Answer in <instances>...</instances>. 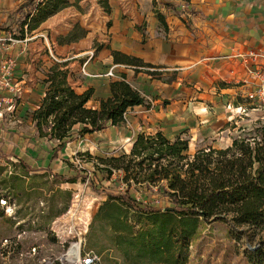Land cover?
Returning a JSON list of instances; mask_svg holds the SVG:
<instances>
[{
	"label": "trees",
	"instance_id": "obj_1",
	"mask_svg": "<svg viewBox=\"0 0 264 264\" xmlns=\"http://www.w3.org/2000/svg\"><path fill=\"white\" fill-rule=\"evenodd\" d=\"M68 3L69 0L23 1L9 16L20 19L11 36L25 39ZM160 3L165 8H181L182 13H196L190 8L191 0H160ZM153 7L160 28L168 33L167 18L158 7V0H153ZM3 26L0 30H5ZM75 39L70 37L68 41ZM112 57L114 64L131 67L136 75L145 73L158 79L164 75L161 67L141 58L118 51H112ZM66 66L63 63L50 68L44 80L45 96L31 114L38 138L55 142L51 162L68 144L109 126H121L126 123L130 109L150 106L123 74L122 80L110 83L111 96L101 100L99 108H91L88 102L94 90L77 93L69 82ZM164 104L167 106L170 101ZM240 131L231 146L202 148L194 155L189 154V139L178 136L172 140L162 131L140 133L128 154L109 158H92L87 154V162L96 160L95 173L109 181L116 176L111 182L113 189H103L107 199L94 214L91 237L108 232L123 264H188L192 244L202 227L222 222L231 227L235 239L246 238L252 246L257 245L254 251H248L249 260L264 264V240L252 244L257 232L264 231V125ZM9 156L0 151V158L15 164ZM17 166L28 175L50 174L61 183H76L85 171L81 168L75 176L66 177L53 173L51 165L31 167L23 158L18 159ZM2 208L6 214L7 207ZM36 223L41 226L38 219ZM95 255L100 260L99 254Z\"/></svg>",
	"mask_w": 264,
	"mask_h": 264
},
{
	"label": "crops",
	"instance_id": "obj_2",
	"mask_svg": "<svg viewBox=\"0 0 264 264\" xmlns=\"http://www.w3.org/2000/svg\"><path fill=\"white\" fill-rule=\"evenodd\" d=\"M136 3L140 5L139 9L135 8ZM190 8L196 13L178 14L161 9L169 25V32L163 33L153 12V0H127L125 10L133 15L134 22L122 17L124 11L121 8H115L109 29L111 38L107 41L109 48L99 51L89 61L85 55L91 50L86 49L67 58L54 55L51 49L53 59L47 56L43 65L38 64L39 58L28 57L26 52L15 53L13 46L7 51L0 50V60L7 56L16 59V76L23 87L16 111L0 118V151L10 155L8 159L11 161L18 162L19 158H23L35 168L51 165L53 173L65 176L62 170L66 172V169L60 165L68 167V158L74 154L78 141L68 144L51 162L55 142L38 138L31 117L45 96L47 85L44 80L55 64L67 63L65 68L69 71V82L77 93L82 94L91 88L94 90L88 102L91 108H99L100 101L111 96L110 83L120 80L123 74L143 96L165 98L170 101L168 106L173 105L175 101L172 99L175 96L187 93L188 90L182 87L181 82L163 83L147 74L136 75L131 67L114 64L112 51L141 58L146 63L161 67L162 72L180 70V75L185 76L184 79L192 82L193 87L201 92L199 96L208 98L205 104L196 103L194 107L197 119L201 120L199 126H196V120L187 126L177 124L170 131L163 130L165 136L174 138L186 132L191 144L203 142L207 143V147L218 149L231 146L237 131L241 132V128L249 125H240L237 121L232 123L233 117L227 115L226 105L246 108L243 102L236 99V95L245 99L254 81L249 77L246 67L233 57L249 50L264 51V0H191ZM143 20L147 22V38L144 43L142 35L135 30V26ZM112 67H116V78L106 76ZM216 83L221 85L216 86ZM222 84L228 86L223 87ZM199 105H207L210 111ZM170 114H166L169 119ZM118 133L122 140L129 137L124 124L111 126L89 136L100 141L106 135L112 138ZM132 145L129 144L130 150ZM129 149L126 152L130 153Z\"/></svg>",
	"mask_w": 264,
	"mask_h": 264
},
{
	"label": "rangeland",
	"instance_id": "obj_3",
	"mask_svg": "<svg viewBox=\"0 0 264 264\" xmlns=\"http://www.w3.org/2000/svg\"><path fill=\"white\" fill-rule=\"evenodd\" d=\"M23 1L25 0H0V27L4 25L3 29H5L0 30V37L6 38L14 34L20 19L18 16L10 18L9 16ZM118 1L69 0L65 8L26 36L29 39L28 44L11 46H13L15 53L20 51L19 54H23L26 52L28 57L39 58L38 64L42 65L44 61H47V56L51 57V49L54 55L64 58L85 49L94 50L97 54L104 48H109L107 41L109 42L111 38L109 29L112 26L111 18L115 8H121L124 11L122 17L134 22L133 15L125 10L127 0H121L123 2L120 3ZM176 3L178 4V2ZM136 4L135 8L139 9L140 5ZM161 5L160 0H158L159 9L171 10L178 14L182 12L181 9L177 11L174 8H165ZM135 30L142 35V43H144L147 38V22L143 20L135 26ZM162 31L165 33L163 29ZM70 37L77 39L74 42H69ZM51 59L53 58L51 57ZM153 70L151 69V71ZM181 72L177 69H171L163 71L164 75L161 79L151 76V78L163 83L181 82L182 87L188 91L181 96H175L172 99L175 101L172 106H165V98L146 95L150 104L148 108L137 107L127 112L126 123L124 124L129 135L127 139L122 140L118 133L112 138L106 135L100 141L92 136L78 140L74 154L68 158L67 164L70 171L66 165H60L62 169L65 168L66 172L68 171L66 174L62 170L66 177L75 176L76 171L81 168L85 170L81 172L76 183L55 181L50 174L28 175L17 166L18 162L12 160L15 164H11L5 158H0V200L5 199L8 204L15 206L14 214L9 216L4 213L0 204V264H45L44 259L47 263L53 260L54 255L59 254L61 249L55 245L54 239L49 233V226L59 213L62 214L69 207L73 194L78 193L80 199L87 205L93 203V222L98 207L107 199L103 189H113L111 182L116 180V176H113L112 181H109L102 178L99 173H95L93 164L96 160H90L92 163L87 162L89 161L87 154L92 158H109L123 153L128 154L126 149H129V144L134 143L140 133L153 134L157 131H170L175 125L184 124L187 126L192 120H196V126H199L201 120L197 119L194 107L196 103L205 104V100L208 98L200 97L199 93L201 92L193 87L192 82L185 80V76L180 75ZM170 78L174 80L168 82L167 79ZM180 78L182 80H179ZM217 85H221V83H216ZM222 86L228 85L222 84ZM236 99L245 104L247 112L238 111L233 105H230L231 108L229 109L226 105L227 115L233 117L232 123L237 121L240 122V125H249L246 129L250 131L254 129L256 124L264 125V104L254 103L255 105H252L238 95H236ZM207 105L199 106L209 112ZM167 113H171L170 119L167 118ZM213 114L216 115L215 112ZM240 134L237 131L235 135L239 136ZM179 136L189 139L186 132ZM176 137L169 139L174 140ZM206 145L207 143L203 144V142L191 144L190 141L189 154L194 155ZM206 148L209 147L206 146ZM157 198L156 196L153 199ZM42 203L44 207H42ZM37 219L41 224L40 227H37V223L34 224ZM90 233L91 228L87 235V248L99 254L98 264H123L119 253L112 246L108 232L98 233L95 237H91ZM5 240H8V244H4ZM258 240H264V231L257 232L253 237L252 244H256ZM93 243L97 245L93 246ZM35 246L38 247L36 255L32 252ZM256 246L249 244L246 238L235 239L231 235V227L225 223L216 222L202 227L192 244L188 264H253L249 260L248 251H254ZM102 249L103 251L99 253Z\"/></svg>",
	"mask_w": 264,
	"mask_h": 264
},
{
	"label": "built area",
	"instance_id": "obj_4",
	"mask_svg": "<svg viewBox=\"0 0 264 264\" xmlns=\"http://www.w3.org/2000/svg\"><path fill=\"white\" fill-rule=\"evenodd\" d=\"M28 42L27 37L22 40H17L11 35L6 38L0 37V50L7 51L11 45H26ZM95 54L94 50L87 53L85 55L87 61L94 58ZM233 58L240 61L246 67L249 77L254 79L251 83L252 90L245 98L247 102L252 105L264 104V51L249 50L237 53ZM16 68L17 61L15 58L7 56L0 60V118H4L7 114H13L23 95V87L17 79ZM115 68L109 69L106 76L116 78ZM120 80H122V76ZM228 108L230 109L231 106ZM236 110L243 113L247 112L246 108L242 107H237ZM92 204L87 205L80 199L78 193L73 194L71 204L65 213L53 219L49 226V233L61 252L54 255V259L49 263L44 259L45 264H97L99 258L87 248V235L92 222ZM1 205L7 207V215L12 216L14 214V205L9 206L6 200H1ZM42 207H44L43 203ZM4 244H8V240H5ZM32 252L36 255L38 247H33Z\"/></svg>",
	"mask_w": 264,
	"mask_h": 264
}]
</instances>
